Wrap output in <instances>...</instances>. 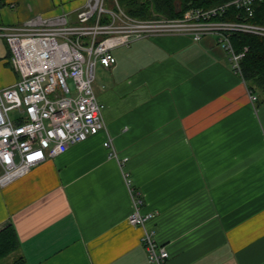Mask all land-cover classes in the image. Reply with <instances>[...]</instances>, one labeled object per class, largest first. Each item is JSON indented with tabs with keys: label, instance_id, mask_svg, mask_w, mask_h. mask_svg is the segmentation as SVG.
<instances>
[{
	"label": "crops",
	"instance_id": "1",
	"mask_svg": "<svg viewBox=\"0 0 264 264\" xmlns=\"http://www.w3.org/2000/svg\"><path fill=\"white\" fill-rule=\"evenodd\" d=\"M87 2L0 0V26L75 23ZM113 54L94 89L118 157L100 132L1 179L0 231L13 225L27 264H152L145 231L166 264H264V102L219 38L161 35ZM20 79L0 36V89ZM135 195L155 213L145 228L129 223Z\"/></svg>",
	"mask_w": 264,
	"mask_h": 264
},
{
	"label": "built area",
	"instance_id": "2",
	"mask_svg": "<svg viewBox=\"0 0 264 264\" xmlns=\"http://www.w3.org/2000/svg\"><path fill=\"white\" fill-rule=\"evenodd\" d=\"M263 1L232 0L209 9H189L179 18L143 20L128 15L119 0H88L75 23L58 15L36 16L16 27L0 26V36L6 37L12 64L21 76L0 89V180L55 159L100 132L107 135L104 146L110 155L118 157L104 120V105L94 89L97 65L113 67L117 48L161 35H184L193 41L216 35L235 72L241 74L248 48L237 53L231 37L237 33L264 37V26L222 18L231 6L252 18L255 5ZM127 160L122 159V166ZM127 182L132 183L128 175ZM135 200L137 208L129 223L145 228L155 213L142 214L138 207L143 202L136 195ZM155 235L145 231L142 237L149 261L166 264L169 252Z\"/></svg>",
	"mask_w": 264,
	"mask_h": 264
},
{
	"label": "trees",
	"instance_id": "3",
	"mask_svg": "<svg viewBox=\"0 0 264 264\" xmlns=\"http://www.w3.org/2000/svg\"><path fill=\"white\" fill-rule=\"evenodd\" d=\"M128 15L137 19L179 18L192 8L209 9L232 0H119ZM225 21H249L264 26V1L254 7L252 18L231 6L222 18ZM234 50L248 51L241 60V77L252 94L264 102V37L237 33L231 37ZM0 264H27L21 242L13 225L0 231Z\"/></svg>",
	"mask_w": 264,
	"mask_h": 264
},
{
	"label": "rangeland",
	"instance_id": "4",
	"mask_svg": "<svg viewBox=\"0 0 264 264\" xmlns=\"http://www.w3.org/2000/svg\"><path fill=\"white\" fill-rule=\"evenodd\" d=\"M219 38V37H218ZM222 47V46H221ZM223 48V47H222ZM224 49V48H223Z\"/></svg>",
	"mask_w": 264,
	"mask_h": 264
}]
</instances>
